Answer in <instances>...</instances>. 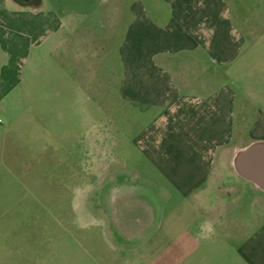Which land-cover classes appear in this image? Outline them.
<instances>
[{
	"label": "rangeland",
	"instance_id": "1",
	"mask_svg": "<svg viewBox=\"0 0 264 264\" xmlns=\"http://www.w3.org/2000/svg\"><path fill=\"white\" fill-rule=\"evenodd\" d=\"M57 4L59 19L86 38L75 66L84 75H78L75 96L51 98L46 95L51 73L45 74L44 87L30 92L32 104L42 107L36 131L18 123L8 131L0 154V264H68L69 250L82 244L66 238V226L56 219L83 196L99 203L112 194L104 190L128 187L160 207L177 200L165 171L179 168L193 150L182 144L188 131L184 99L237 91L236 122L246 103L251 119L235 125L234 145L221 152L223 168L254 141L248 133L264 90V0ZM49 6L44 1L43 11ZM50 40L42 45L44 55ZM195 43L204 48L190 49ZM208 54L216 56L212 64ZM247 93L250 103L241 97ZM85 187L92 192H82ZM243 197L246 202L247 194ZM246 208V217L257 216L256 208Z\"/></svg>",
	"mask_w": 264,
	"mask_h": 264
},
{
	"label": "crops",
	"instance_id": "2",
	"mask_svg": "<svg viewBox=\"0 0 264 264\" xmlns=\"http://www.w3.org/2000/svg\"><path fill=\"white\" fill-rule=\"evenodd\" d=\"M44 1L50 3L45 11ZM59 1L0 0L1 155L12 125L29 124L36 131L42 121L36 115L42 107L32 104L35 100L30 98L35 95L31 97L30 92L44 87L45 74L51 73L46 86L51 98L62 93L75 96L78 75L82 73L83 78L84 69L80 72L75 66L87 41L75 26L59 19ZM49 39L50 52L44 55L41 48ZM201 48L199 43L190 47ZM208 55L212 64L216 56ZM48 65L51 72L44 73ZM231 91L214 90L181 102L188 129L182 144L193 150L189 158L180 159L179 168L165 171L177 200L160 207L125 187L104 190L112 194L99 203L88 201L87 196L71 201L66 216L56 219L66 226V238H77V244H82L78 250H69L68 264H235L236 260L264 264V90L258 94L256 124L248 133L254 141L246 143L229 167L223 168L221 152L234 145L235 125L251 119L243 103L236 122L233 111L238 95ZM241 97L251 102L250 93ZM85 189L82 192H92L90 187ZM246 207L256 208L257 216L246 217Z\"/></svg>",
	"mask_w": 264,
	"mask_h": 264
}]
</instances>
